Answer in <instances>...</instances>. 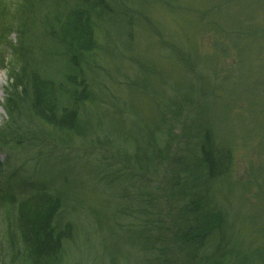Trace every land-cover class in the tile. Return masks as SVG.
Returning a JSON list of instances; mask_svg holds the SVG:
<instances>
[{"label": "trees", "instance_id": "1", "mask_svg": "<svg viewBox=\"0 0 264 264\" xmlns=\"http://www.w3.org/2000/svg\"><path fill=\"white\" fill-rule=\"evenodd\" d=\"M123 1L135 5L22 0L13 8L0 1V71L5 70L10 81L0 105L12 120L0 128V145L35 148L36 140L55 131L58 146L88 142L101 152L99 161L67 155L46 162L55 174L43 170L46 174L35 179L12 173L0 181V224L5 225L0 264H62L65 244L84 227L83 220L103 241L112 239L115 252H109V264H120V255L130 251L139 254L136 264H241L240 256L254 248L247 247L255 242L254 218L241 220L247 226H241L246 230L242 234L236 230L238 212L230 210L234 145L211 115L208 98L217 95L209 87L210 78L193 67V49L184 44L186 51L161 46L185 71V81L166 68L156 69L146 54L134 52L131 43L140 34L149 0ZM242 2L252 5L250 17L254 8L264 12V0ZM195 21L216 35L226 29L219 20ZM232 24L237 26L226 29V37L239 60L248 58L247 52L264 42V21ZM13 32L18 36L15 43L10 39ZM104 38L110 58L116 47L134 68L124 88L136 92L146 107L136 104L135 95L123 92L118 98L95 87L89 60L105 45ZM214 46L222 54L231 49L219 46L218 40ZM8 49L16 56L12 62ZM165 66L171 69L170 63ZM255 85L263 87L259 81ZM227 89L241 91L230 83ZM24 112L23 131L19 119ZM31 123L39 131L32 134ZM2 168L0 163V175ZM84 185L90 190L87 195ZM85 236L89 245L99 241ZM122 256V264H128L129 255Z\"/></svg>", "mask_w": 264, "mask_h": 264}, {"label": "rangeland", "instance_id": "2", "mask_svg": "<svg viewBox=\"0 0 264 264\" xmlns=\"http://www.w3.org/2000/svg\"><path fill=\"white\" fill-rule=\"evenodd\" d=\"M5 1H7L9 7L15 8L17 3L22 0ZM66 1L68 0H61L62 5ZM111 1L124 7L132 8L135 5L133 2L126 4L123 0ZM242 1L149 0L147 13L141 15L143 24L139 28L141 29L139 30L141 35L135 34L136 39L131 43V46H133L132 50L134 52L139 53L142 57L148 56L153 60L154 63L151 64H154L156 69L166 72V68L173 77L179 75L180 79L184 81L186 79L182 74L185 71L182 67H178L173 63L172 55H169V53L168 55L164 54L165 49L163 48L172 51L174 49L186 51L182 46L184 44L185 47L193 49V67L197 70H204L206 79L210 78L209 82L212 84L209 87L213 88L217 95L216 99L212 95L208 98L209 105L213 110L211 115L218 118L216 128L220 130L222 135L225 133L230 145H234L233 187L230 189V200L233 209L230 210L231 213L237 210L239 215L240 220L237 222L236 230L239 229L242 234L246 231L241 226L245 228L247 226L241 220L245 222L254 218L257 226V233H251V237H255V242L247 244L249 248L254 244V248L251 249L252 251L248 250L246 254L241 255L239 259L242 260L241 264H264V42L256 46L257 50L247 52V57L251 60L249 62L246 57L242 60L238 59L231 40L226 37V29L230 31L237 26L232 23L239 21L246 23L248 20L262 22L264 21V12L261 10L256 11L257 9L254 8L255 13L250 17L252 9H248V7L252 8V5ZM253 2L252 4L255 3ZM195 20H208L209 22L219 20L226 26V29H224V33L221 31L216 35L215 32H207L202 27L199 28L198 22ZM10 37L11 41L15 43L18 36L16 32H13ZM216 40L219 41V46L222 48L231 47L228 54L226 52L222 54L217 50L218 47L214 46ZM102 41L105 45H102L99 52L93 54L95 59L89 60L92 62L90 66L94 70L92 77L93 81L95 78L94 83L97 85L95 87H98L99 93L109 91L118 98L123 97V92L127 96L135 95L138 97V99L134 97L136 104L140 108L146 107L147 102L136 92L131 90L128 92L124 88L125 81L127 79L131 81L135 72L129 61L124 58L126 56L114 47L112 50L115 52V57L110 58L105 38ZM168 42H170V46ZM163 43L167 46H161ZM8 52V59L12 62V58L16 56H13L9 49ZM213 56H217V60L212 62L211 58ZM168 63L171 64V69L165 66ZM231 75V78L227 77ZM258 81L263 84V87L255 85ZM196 82L204 85V82L199 79ZM9 83L6 71H0V103L2 104L7 97L6 89ZM228 83L241 88V91L234 94L229 92V89H227ZM254 94L256 97H254ZM246 109L248 112H245ZM153 110L154 108L150 110L151 116ZM23 117H26L25 112L19 119L21 125L19 123L18 125L22 126L21 129L24 131L26 130L27 120H23ZM9 123H12V120L0 105V128ZM49 129L54 131V129ZM36 131H39V127L37 124L31 123L30 132L33 134ZM43 131L48 132L44 127ZM55 134L54 131V133H50L48 138L36 140L38 145L35 148H25L26 145L19 146L16 144L0 145V163H3L0 181L4 182L12 173H16L20 178L32 177L35 179L46 174L43 170H47V174L50 171L55 174L56 169H52L50 164V168H48L47 164L67 155L89 161L95 159L99 161L101 158L99 149L88 142L76 143L72 148L56 145L57 135ZM27 136L30 137V134L28 133ZM81 172L84 173L85 169ZM58 177L60 178V176ZM125 186H127V183L123 185V187ZM83 187L86 190L88 185ZM89 192L90 190H86V195ZM96 192L100 194L99 190H96ZM97 199L100 198L97 197L94 200ZM92 220L95 221L93 217ZM86 222L83 220L81 223L84 227L81 228L75 238L66 242L62 264H109V252H115L112 247V239L107 238L103 241V237L100 236L99 232L93 228L90 229ZM4 230L5 225L0 224V232ZM87 233L89 234L88 238L97 237L99 241L92 244V240L89 245L85 239ZM122 255H129V258L126 259L129 260L127 261L128 264L133 262L136 264L139 261L137 252L130 251ZM122 255L119 257L121 259L119 260L120 264L124 260ZM256 258L261 259V261L254 262Z\"/></svg>", "mask_w": 264, "mask_h": 264}]
</instances>
